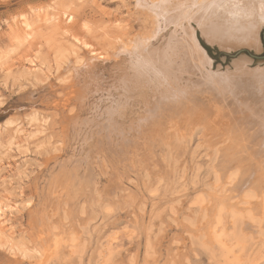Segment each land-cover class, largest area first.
I'll return each instance as SVG.
<instances>
[{
    "label": "rangeland",
    "instance_id": "rangeland-1",
    "mask_svg": "<svg viewBox=\"0 0 264 264\" xmlns=\"http://www.w3.org/2000/svg\"><path fill=\"white\" fill-rule=\"evenodd\" d=\"M137 1L0 0V202L7 230L0 264L264 259V211L248 209L255 194L244 192L236 205L243 209L216 200L210 232L201 230L205 207L223 191L217 163L229 144L227 110L206 95L208 105L199 104L195 115L165 110L158 106L163 83L150 64L140 68L154 51L181 58V29L155 23L150 7L161 2L169 13L186 0ZM20 20L29 23L24 31ZM187 24L214 71L231 73L240 58L249 69L264 67V58L245 55L218 64L196 29L218 51L244 47L221 49L206 42L193 19ZM263 28L259 49L245 47L252 54L264 51ZM129 41L138 46L119 52ZM28 57L36 69L27 68ZM195 80L185 73L180 85Z\"/></svg>",
    "mask_w": 264,
    "mask_h": 264
},
{
    "label": "bare ground",
    "instance_id": "bare-ground-1",
    "mask_svg": "<svg viewBox=\"0 0 264 264\" xmlns=\"http://www.w3.org/2000/svg\"><path fill=\"white\" fill-rule=\"evenodd\" d=\"M137 3L139 4L140 0ZM160 3L150 7L153 10V20L159 23L163 19L172 24L174 30L175 27L181 29L182 36L177 42L184 47V52L179 54L181 57L180 61L178 60L179 63L166 51H154L141 60V67H139L146 69V66L150 64L153 76L164 85L162 90L165 95H160L158 106L161 105L165 110L174 112L180 117L185 113L192 116L197 113L195 108H198L199 104H203L204 107L208 105L203 97L206 95L211 100H218L219 104L227 110L231 120V126L225 137L229 139V144L226 142V145L220 146L221 150L218 154L217 170L223 191L220 195L211 197V203L205 207L206 220L201 230L209 233L210 217L208 216L216 200L224 207L236 206L244 192L248 191L255 194L253 195L255 201L250 200L248 206L250 212L258 214L264 211V67L249 69L246 66V60L240 58L235 61V68L231 73L225 70L224 72L214 71L211 68L210 58L198 45L187 23L193 19L206 42L216 44L221 49L246 47L258 50L257 32L264 25V12L261 10L264 0H186V3L190 5L187 9L186 3L183 2V9H176L175 7L180 6L176 5L169 13L164 4ZM20 23L22 31L29 26L26 20ZM128 45L118 47V51L131 52L138 46L137 42L131 43V41ZM26 62L29 70L36 69V63L32 57L26 58ZM185 73L192 77L196 76V80L189 81L186 86L181 87L180 81ZM190 83L192 85H189ZM147 110L151 111L149 107ZM199 111L201 112L200 109ZM106 120L105 123H107ZM108 124L110 123L105 125ZM230 172L234 173V179L228 178ZM4 215L3 204L0 202V237L7 231L4 226ZM258 264H264V259Z\"/></svg>",
    "mask_w": 264,
    "mask_h": 264
},
{
    "label": "water",
    "instance_id": "water-1",
    "mask_svg": "<svg viewBox=\"0 0 264 264\" xmlns=\"http://www.w3.org/2000/svg\"><path fill=\"white\" fill-rule=\"evenodd\" d=\"M198 32L199 31L196 29V36H197L200 44L202 45V47L220 65H223L224 63L228 62L229 60L236 58V57H239L241 55H245L251 59H263L264 58V51L261 54H252L246 48L239 49L234 53H225V52L218 51L216 47H210V46L206 45L200 39ZM260 37H261V41H262L263 46H264V28L260 31Z\"/></svg>",
    "mask_w": 264,
    "mask_h": 264
},
{
    "label": "snow or ice",
    "instance_id": "snow-or-ice-1",
    "mask_svg": "<svg viewBox=\"0 0 264 264\" xmlns=\"http://www.w3.org/2000/svg\"><path fill=\"white\" fill-rule=\"evenodd\" d=\"M261 10L264 12V3L261 4Z\"/></svg>",
    "mask_w": 264,
    "mask_h": 264
}]
</instances>
